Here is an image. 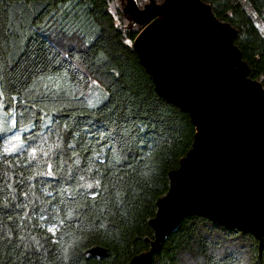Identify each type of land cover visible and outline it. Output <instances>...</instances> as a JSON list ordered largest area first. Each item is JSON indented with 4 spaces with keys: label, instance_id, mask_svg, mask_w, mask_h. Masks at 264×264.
I'll list each match as a JSON object with an SVG mask.
<instances>
[{
    "label": "trees",
    "instance_id": "1",
    "mask_svg": "<svg viewBox=\"0 0 264 264\" xmlns=\"http://www.w3.org/2000/svg\"><path fill=\"white\" fill-rule=\"evenodd\" d=\"M205 1L237 28L264 86V0ZM111 4L0 0V100L11 113L0 115V264H128L155 239L149 221L196 127L158 94L133 47L141 29H123ZM117 124L133 128L127 145L104 135ZM17 133L22 144L6 149ZM96 245L108 255L87 258ZM187 254L264 264V238L189 215L148 264H187Z\"/></svg>",
    "mask_w": 264,
    "mask_h": 264
},
{
    "label": "water",
    "instance_id": "2",
    "mask_svg": "<svg viewBox=\"0 0 264 264\" xmlns=\"http://www.w3.org/2000/svg\"><path fill=\"white\" fill-rule=\"evenodd\" d=\"M143 25L133 42L158 94L190 114L191 149L169 172L149 221L155 239L128 264H148L186 216L201 215L264 238V86L236 44L238 30L205 0H126ZM87 258L108 255L103 246Z\"/></svg>",
    "mask_w": 264,
    "mask_h": 264
},
{
    "label": "rangeland",
    "instance_id": "3",
    "mask_svg": "<svg viewBox=\"0 0 264 264\" xmlns=\"http://www.w3.org/2000/svg\"><path fill=\"white\" fill-rule=\"evenodd\" d=\"M150 0H138V4L140 7H143L146 3H148ZM163 0H156L157 3H161ZM126 0H112V4H111V10L115 15L116 21L117 23L123 27V29L125 30H133V29H142L143 25L135 23L131 17L125 13L124 11V7L126 5ZM94 87L96 88L93 94V97L98 98L100 96V94L102 93L101 90L99 89V84H97L96 82H93ZM3 115L5 119H8L9 115L11 113H8L2 106V101L0 100V115ZM10 125H14L15 121H14V112L12 113V118L9 121ZM19 136V134H13L11 136V139L8 140V142H6L5 144V148L6 149H14V147L16 146H20L21 143V139H16L15 137ZM20 137V136H19ZM185 262L187 264H193L195 262L194 259H192L191 257H189V255H185Z\"/></svg>",
    "mask_w": 264,
    "mask_h": 264
},
{
    "label": "snow or ice",
    "instance_id": "4",
    "mask_svg": "<svg viewBox=\"0 0 264 264\" xmlns=\"http://www.w3.org/2000/svg\"><path fill=\"white\" fill-rule=\"evenodd\" d=\"M95 106V105H93ZM147 115V113H145ZM129 118L128 116L124 117V120L127 121ZM156 119H160L163 120L164 116L163 115H157ZM113 123H116L115 121H113ZM132 125L135 128L140 129L141 131L147 127V125H144L143 123L140 124H136L135 121L132 122ZM153 127L155 125H152ZM5 129L0 128V131H4ZM133 131L132 127H129L128 124H117L116 127L111 128L109 131H107L104 135H106L108 138L110 139H119L120 141H123L125 145H127L128 143V137L131 136ZM16 139H21V137L16 136ZM141 139H143V137H141ZM91 187V185H89ZM50 232H55L56 231V226H53L51 228H49Z\"/></svg>",
    "mask_w": 264,
    "mask_h": 264
},
{
    "label": "flooded vegetation",
    "instance_id": "5",
    "mask_svg": "<svg viewBox=\"0 0 264 264\" xmlns=\"http://www.w3.org/2000/svg\"><path fill=\"white\" fill-rule=\"evenodd\" d=\"M144 6H145V5H144ZM144 6H143V7H144Z\"/></svg>",
    "mask_w": 264,
    "mask_h": 264
}]
</instances>
